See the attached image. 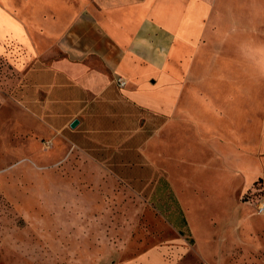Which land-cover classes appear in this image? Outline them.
<instances>
[{
  "label": "crops",
  "instance_id": "obj_1",
  "mask_svg": "<svg viewBox=\"0 0 264 264\" xmlns=\"http://www.w3.org/2000/svg\"><path fill=\"white\" fill-rule=\"evenodd\" d=\"M0 58L15 67L16 103L89 165L138 162L172 185L204 148L193 166L222 159L235 190L263 170L264 0H0ZM178 189L164 214L184 231ZM129 251L111 243L95 262L170 264L160 247Z\"/></svg>",
  "mask_w": 264,
  "mask_h": 264
},
{
  "label": "rangeland",
  "instance_id": "obj_2",
  "mask_svg": "<svg viewBox=\"0 0 264 264\" xmlns=\"http://www.w3.org/2000/svg\"><path fill=\"white\" fill-rule=\"evenodd\" d=\"M16 76L0 58V264H106L95 261L118 241L130 254L160 247L170 264H264V157L245 190L240 177L221 181L222 159L193 166L207 163L204 148L172 169L173 186L138 162L97 168L16 103ZM173 187L190 212L184 231L164 214Z\"/></svg>",
  "mask_w": 264,
  "mask_h": 264
},
{
  "label": "built area",
  "instance_id": "obj_3",
  "mask_svg": "<svg viewBox=\"0 0 264 264\" xmlns=\"http://www.w3.org/2000/svg\"><path fill=\"white\" fill-rule=\"evenodd\" d=\"M117 82H118V85L120 86H123L125 84V80L122 79L121 77L117 79ZM257 209H258V213L264 214V202L260 203Z\"/></svg>",
  "mask_w": 264,
  "mask_h": 264
},
{
  "label": "water",
  "instance_id": "obj_4",
  "mask_svg": "<svg viewBox=\"0 0 264 264\" xmlns=\"http://www.w3.org/2000/svg\"><path fill=\"white\" fill-rule=\"evenodd\" d=\"M77 123H78V120H77V119H74V120L70 123V126H71V127H74V126L77 125Z\"/></svg>",
  "mask_w": 264,
  "mask_h": 264
},
{
  "label": "trees",
  "instance_id": "obj_5",
  "mask_svg": "<svg viewBox=\"0 0 264 264\" xmlns=\"http://www.w3.org/2000/svg\"><path fill=\"white\" fill-rule=\"evenodd\" d=\"M184 223H186V222L184 221Z\"/></svg>",
  "mask_w": 264,
  "mask_h": 264
}]
</instances>
